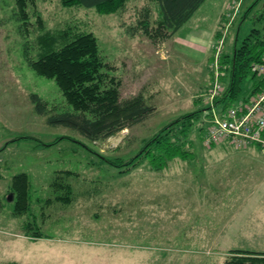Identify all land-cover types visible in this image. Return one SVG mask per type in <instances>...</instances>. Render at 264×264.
Masks as SVG:
<instances>
[{
  "label": "rangeland",
  "instance_id": "obj_1",
  "mask_svg": "<svg viewBox=\"0 0 264 264\" xmlns=\"http://www.w3.org/2000/svg\"><path fill=\"white\" fill-rule=\"evenodd\" d=\"M252 1L206 0L169 37L155 31L157 12L150 0H133L125 11L115 14H99L87 7L64 8L59 0L30 1L33 57L42 33L80 25L96 34L111 73L121 79V98L142 93L155 107L143 122L91 142L71 128L48 124L46 116L36 113L32 93L58 105H65L64 97L54 80L37 75L26 64L15 0H0V228L30 240L27 228L42 231L48 236L43 238L67 242L88 239L156 248L189 246L171 248L168 264H230L233 251L264 252V194L260 190L264 156L254 148L209 147L199 134V126L206 129L207 114L222 108L214 103L205 109L211 105L208 93L214 84L211 74L215 76L214 62L209 59L221 41L214 38L215 32L222 31L225 50L233 45L237 30L241 40L259 27L255 18L264 13V0L257 2L240 26L241 15ZM144 7L153 11L152 35L143 33L141 26L133 37L127 29L139 24ZM210 32L201 44L192 36ZM248 84L242 95L250 93ZM201 108L203 119L190 135V160L178 159L156 171L143 158L127 174L108 163L99 166L98 153L128 160L141 149L143 140L172 119ZM62 135L74 139L43 144ZM19 136L32 138L14 141ZM62 170L75 174L57 179L56 173ZM22 172L29 176L30 195L23 212L17 213V198L10 199L11 181ZM55 181L71 186L70 203L56 199L66 193Z\"/></svg>",
  "mask_w": 264,
  "mask_h": 264
},
{
  "label": "trees",
  "instance_id": "obj_2",
  "mask_svg": "<svg viewBox=\"0 0 264 264\" xmlns=\"http://www.w3.org/2000/svg\"><path fill=\"white\" fill-rule=\"evenodd\" d=\"M30 1L34 2V0H15L16 12L14 14L18 21L17 29L24 39V60L37 75L56 82L65 102V105L51 104L39 94H31V101L36 113L46 116L48 124L71 128L91 142H96L106 140L122 130L143 122L155 112V107L148 103L142 93L127 99L121 98V79L111 73L112 67L105 61L101 53L96 34L80 25H66L56 31L48 30L42 33L37 38V55L33 57L29 40L31 25H33L29 12ZM59 1L64 8L87 7L94 8L99 14H115L125 11L129 2L133 0ZM150 1L155 4L157 12L154 20L155 31L169 37L176 34L206 0ZM257 2L260 0H253L242 13L240 26L244 19L250 17ZM152 13L153 11L149 7H144L138 18L139 24L130 26L127 29L128 33L133 37L137 36L142 26L143 33L151 36L149 19ZM255 19L259 20L261 25L253 27L250 33L241 40L239 39V30H237L231 48L222 50L217 58V71L223 90L214 98V102L215 105L222 104L220 111L236 105L240 101H248L253 94L264 91V78L259 77L252 69L256 63L264 62V13ZM222 37L223 33L219 31L217 42ZM215 53L216 48L213 49V55L209 59L211 63L216 60ZM211 77L213 82L215 76L211 74ZM246 83L250 87V93L242 95ZM208 108L210 106L205 107V109ZM203 111L204 108L189 111L172 119L149 139L143 140L141 149L128 160L121 156L111 159L98 153L102 159L99 166L108 163L119 173L127 174L143 158H146L150 168L156 171L165 170L170 162L178 159L190 160L192 156L189 151V147L192 145L190 135L194 127L198 126ZM204 129V126H199L202 141L206 133V129L205 132ZM25 138L32 137L19 136L14 141ZM65 138L74 139L72 136L62 135L51 143L43 144L50 146ZM82 144L88 147L86 143L82 142ZM223 144L227 143L214 144L213 147ZM88 148L91 149V147ZM73 174L75 172L71 170H62L56 173V177L58 179ZM55 184L66 193L57 195L56 199L66 204L70 203L72 200L71 186L57 183V181ZM11 191L17 198L19 210L17 213L23 212L30 195V180L26 172L13 176ZM31 225L29 223V227ZM25 233L32 236L33 240L46 236L39 230L29 232L28 228ZM233 253L234 257L231 258L230 264H264V252L237 250Z\"/></svg>",
  "mask_w": 264,
  "mask_h": 264
},
{
  "label": "crops",
  "instance_id": "obj_3",
  "mask_svg": "<svg viewBox=\"0 0 264 264\" xmlns=\"http://www.w3.org/2000/svg\"><path fill=\"white\" fill-rule=\"evenodd\" d=\"M218 32L219 30L214 35L216 40ZM209 34L197 33L192 36L201 44L205 43V39L212 32ZM248 148H254L264 156L262 147L251 145L246 149ZM260 181L263 183L260 190L264 194V178ZM87 241L88 239L85 242H67L52 238L30 240L27 236L21 237L17 233H11L9 229L0 228V264H168L170 252H173L171 248L189 247L160 245L156 248L149 244L125 245Z\"/></svg>",
  "mask_w": 264,
  "mask_h": 264
},
{
  "label": "built area",
  "instance_id": "obj_4",
  "mask_svg": "<svg viewBox=\"0 0 264 264\" xmlns=\"http://www.w3.org/2000/svg\"><path fill=\"white\" fill-rule=\"evenodd\" d=\"M223 39L216 46L214 64L215 79L208 102L214 105V98L223 90L218 74L217 58L223 50ZM253 72L264 78V62L256 63ZM206 133L203 139L209 147L214 144L227 143L235 148H247L258 145L264 149V91L253 94L248 101H240L223 111L212 109L207 114Z\"/></svg>",
  "mask_w": 264,
  "mask_h": 264
},
{
  "label": "water",
  "instance_id": "obj_5",
  "mask_svg": "<svg viewBox=\"0 0 264 264\" xmlns=\"http://www.w3.org/2000/svg\"><path fill=\"white\" fill-rule=\"evenodd\" d=\"M13 196H14V195H13V194H11V196H10V199H11V200H12Z\"/></svg>",
  "mask_w": 264,
  "mask_h": 264
}]
</instances>
